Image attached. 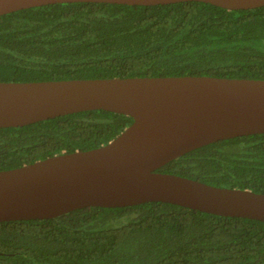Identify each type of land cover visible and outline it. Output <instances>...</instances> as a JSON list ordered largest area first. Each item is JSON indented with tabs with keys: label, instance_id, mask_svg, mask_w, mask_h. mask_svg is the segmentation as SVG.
Wrapping results in <instances>:
<instances>
[{
	"label": "trees",
	"instance_id": "trees-1",
	"mask_svg": "<svg viewBox=\"0 0 264 264\" xmlns=\"http://www.w3.org/2000/svg\"><path fill=\"white\" fill-rule=\"evenodd\" d=\"M264 78V6L52 3L0 15V80ZM130 116L86 110L0 127V170L107 143ZM264 193V133L197 147L157 169ZM0 264H264V221L149 201L0 222Z\"/></svg>",
	"mask_w": 264,
	"mask_h": 264
},
{
	"label": "water",
	"instance_id": "water-1",
	"mask_svg": "<svg viewBox=\"0 0 264 264\" xmlns=\"http://www.w3.org/2000/svg\"><path fill=\"white\" fill-rule=\"evenodd\" d=\"M203 1L229 10L264 0H0V15L52 3ZM102 109L132 122L107 143L0 170V222L160 201L264 221V193L157 171L197 147L264 133V78L211 75L0 80V127Z\"/></svg>",
	"mask_w": 264,
	"mask_h": 264
}]
</instances>
